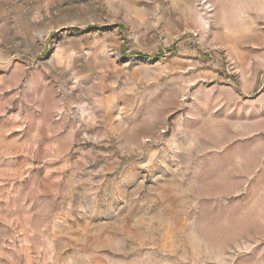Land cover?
Masks as SVG:
<instances>
[{
	"label": "rangeland",
	"instance_id": "374dc122",
	"mask_svg": "<svg viewBox=\"0 0 264 264\" xmlns=\"http://www.w3.org/2000/svg\"><path fill=\"white\" fill-rule=\"evenodd\" d=\"M0 264H264V0H0Z\"/></svg>",
	"mask_w": 264,
	"mask_h": 264
}]
</instances>
